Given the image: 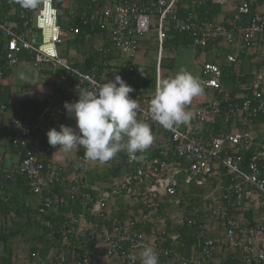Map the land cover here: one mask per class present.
<instances>
[{
	"label": "built area",
	"instance_id": "obj_1",
	"mask_svg": "<svg viewBox=\"0 0 264 264\" xmlns=\"http://www.w3.org/2000/svg\"><path fill=\"white\" fill-rule=\"evenodd\" d=\"M181 1L110 0L89 21H96L109 34L111 47L129 59L138 54L141 40L155 31L157 83L164 79L160 68L163 43L172 31L188 33L194 48L203 49L217 42L237 46V53L227 56L233 64L257 45L264 46V0H183L190 8L207 1L232 8L226 20L200 24L192 22L194 17L190 13L179 18ZM58 3L42 0L39 7L26 9L17 0H0V87L21 65L25 53L33 57L30 66L38 72L47 69L56 74L60 70L62 79L76 94L81 88L101 82L60 54L64 33L59 25ZM202 65L206 75L203 87L216 90L219 95L197 107H189L194 118L188 125L166 130L154 122L149 105L155 92L147 97H132L140 105L139 120L151 126L153 143L146 152L137 154L141 159L120 152L106 162L109 177L100 176L108 184L105 189L87 178L93 161L85 159L82 148L74 160L67 163L57 160V166L46 164L45 159L56 148L39 143L35 136L45 121H54L52 115L58 111L54 89L35 122L29 113L24 117L20 113L12 116L11 144L21 146L23 151L17 160H8L6 178L11 180L20 175L31 180V191L40 201L35 207L36 218L49 229L54 224L45 217L52 211L71 204L78 212L62 233L65 244L76 240L78 247L72 249L73 256L54 249L44 264H141L144 246H152L159 262L164 264H224L222 259L227 257L238 264H264V141L259 142L250 131L251 126L264 125V121L257 122L264 116V67L254 73L248 88L250 95L241 98L239 94L232 97L224 89L220 66L206 60ZM129 70L132 72L134 68ZM54 80L50 75L45 79L51 88ZM6 111L8 107L0 105V116ZM223 113L236 119L240 129L211 134L207 141L195 133L203 125L215 123ZM1 122L2 119L0 126ZM2 164L4 158L0 156ZM208 179L218 181L217 189L205 195L199 207L183 210L179 187L203 181L207 184ZM225 180H228L226 190ZM60 185L65 193L52 192L53 186ZM126 205L130 214L137 212V215L119 219ZM163 205L167 207L164 209ZM161 209L169 218L161 215ZM250 211L254 213L253 220L246 217ZM108 214L116 215L113 223L107 222ZM146 226L151 228L149 234L144 231ZM185 226L205 230L189 256L179 252L187 247L180 234V228ZM80 252L84 256L76 259L74 255Z\"/></svg>",
	"mask_w": 264,
	"mask_h": 264
},
{
	"label": "trees",
	"instance_id": "obj_2",
	"mask_svg": "<svg viewBox=\"0 0 264 264\" xmlns=\"http://www.w3.org/2000/svg\"><path fill=\"white\" fill-rule=\"evenodd\" d=\"M59 1L57 7L59 9V25L64 31L71 30L70 33H74L75 29L79 32L76 34H72L71 37H67L65 42L60 45V54L62 57L67 59L70 63L74 65V67L78 68L84 73H94L97 75L98 79L102 76L104 70L107 68L105 63L111 61L114 56L112 55L113 52H118L114 48L113 50L108 51L102 48V52L100 50H94V48H88V43H91V39L94 40L95 36L100 33L101 28L100 25L95 21L91 22L90 24H84L82 18L84 15L87 17L90 16L94 11H102L103 6L101 2H97V9H93L90 4L91 0H56ZM70 2L72 5L64 6L65 3ZM80 3H79V2ZM110 1V0H107ZM95 4V3H94ZM74 6L82 8V11L77 14V16H70L71 10ZM87 11H83V9L89 8ZM96 7V6H95ZM80 8H77L80 10ZM179 18H185L189 13L193 15V23L200 24L205 21H215V18L222 13L223 9L220 6L213 5L210 1L205 2L204 5L197 7V8H190L189 4L185 3V1H181L179 3ZM255 10V7H253ZM66 16V17H65ZM155 36V46H158L157 39H156V32L153 31L148 36H146L143 40H141V48L144 49L145 56L147 58V64L145 66L138 67L139 71L136 72L129 70V75H125V78L128 79H136L140 81V85L142 90L136 91L137 89L132 87L134 91L130 93V97L136 98L137 96L140 97H147L151 96L152 93L155 92L156 83H157V57H158V50H157V57L148 59L149 50H151L152 44L148 42V37ZM192 40L188 33H181L178 31H172L169 33L167 39L163 43V50H164V57L161 60V71L164 77V71L170 67H174L175 59L170 60L165 57L166 50H172L173 52L180 50L182 48L193 47ZM213 45H220L219 42L217 43H210L206 48L200 49L196 48L198 53L205 55L207 58V62L209 63H217L222 70V83L224 89L230 93L232 97H236V95H242L241 98H246L250 95V91L248 90L250 83L254 77V73L256 70L261 69L264 67V62H259L258 64H253V67L248 66L246 67L245 58L249 57L248 54L245 56H241L239 58V62L237 64L229 63L227 60V54L229 53L227 50H224V53L219 58L213 57ZM74 47L77 50L78 55L81 58H86L84 63L80 62V59H76V61H72L69 54L70 49ZM84 47V48H83ZM82 48V49H80ZM140 48V49H141ZM0 49L2 47L0 46ZM79 51V52H78ZM1 53V52H0ZM101 53V54H100ZM120 56L121 53L118 52ZM212 53V54H211ZM114 54V53H113ZM106 56V57H105ZM117 56V57H118ZM33 57L30 54H23L22 55V62L18 68H24L26 66H30ZM223 59V60H222ZM238 65V66H237ZM31 67V66H30ZM118 69L121 67L117 66ZM142 67V68H140ZM247 68V69H246ZM44 73H49V75L54 80V87L57 88L55 97L59 96V91L61 87L64 85H68L66 80H63L60 70L57 71L56 74H53L49 70H44ZM11 75V74H10ZM10 75L7 77L9 78ZM206 77L204 71L202 73V79ZM101 79V78H100ZM99 79V80H100ZM48 83V81H46ZM50 87V84H47ZM51 88V87H50ZM3 86L0 87V101L3 100L4 105L8 107V111L4 112L0 116V120L2 119L1 125H3L4 118L7 114H12V116H17L19 113L26 115L29 113L31 115V120L34 122L38 119L40 115V110L45 109L46 107V99L44 101H33V99H22L20 101V105L18 107L11 106L10 99L13 95H11L8 91L4 89ZM204 91L202 94H206L207 101L216 98L219 95V92L213 89H208L203 87ZM58 93V94H57ZM76 94V93H75ZM77 95V94H76ZM49 96V95H48ZM47 96V97H48ZM78 96V95H77ZM46 97V98H47ZM195 98V97H194ZM188 107H194L195 104H202V102H198L195 98ZM23 102V103H22ZM206 102V101H205ZM238 101L237 103H240ZM204 103V102H203ZM2 105V104H0ZM138 118V116H137ZM49 120V118H47ZM12 118H10V125L11 127ZM264 121V116H261L258 123ZM47 122V121H45ZM45 125V124H44ZM48 126V124L46 125ZM235 128L240 129L238 126V122L236 119L228 117L226 114L220 118H217L215 123H210L208 125H203L199 130H196V134L199 137H202L207 141L211 134H217L221 131L230 132L233 131ZM5 130V129H4ZM6 132V131H5ZM2 135V134H1ZM7 136V135H6ZM40 136H38L39 138ZM41 138V137H40ZM39 138V139H40ZM37 141L41 144L50 146L48 143V138L44 137V140ZM5 147H3L2 152L0 153L4 158V164L0 165V264H44V262L48 261V255L51 253L52 250L56 249L58 252H64L68 257L71 258L73 256L72 249L78 247L75 238H73L69 244H65L63 240V230L64 226L72 220V217L77 213L74 211V207L69 204L66 207H62L59 210L52 211L48 218L54 224L53 229H49L43 226L40 221L36 218V203H38V197L31 191L32 189V182L25 176H14L13 179L8 180L6 178V170L8 165V155H13V160H17V156L19 153L23 151L21 146H13L11 144L10 136L5 141ZM58 148V146L56 147ZM79 152V150H78ZM53 157V154L49 155V159ZM7 163V164H6ZM9 173V170L7 171ZM97 177L100 179V176L103 177L100 173L96 174ZM109 177V174L108 176ZM104 178V177H103ZM102 179V178H101ZM223 184V189L226 190L228 187V180ZM207 184L205 182L201 183H191L189 185H181L179 187L180 198L182 199V209L192 211L194 208H197L201 205L202 199L205 195L209 192L214 191L217 189L218 181L216 179H208ZM57 186H53L55 189L54 192L56 193H63L61 190H57ZM47 190V189H45ZM124 213L121 212L119 219H128L133 218L137 215L130 214L129 209L124 206ZM167 206L163 205L165 209ZM186 207V209H185ZM161 211V215L164 217H168L165 210ZM242 213V212H238ZM192 215V213H191ZM115 214H108V223H113L115 219ZM246 217L249 220L254 219V213L252 211L246 213ZM171 223H173L171 221ZM205 224V223H204ZM204 229V228H203ZM201 230L198 226H185L180 228V234L183 239L186 240L187 247L185 249H180L184 256H189L191 254L192 247L196 244L198 236L203 235L202 233L205 230ZM144 231L146 233L151 232L150 226L144 227ZM83 242V241H82ZM36 254V255H34ZM84 253L80 252L78 255H74L76 259L78 257L82 258ZM221 259V258H220ZM222 263L224 264H238L232 262L229 257L222 259ZM166 262H159V264H164Z\"/></svg>",
	"mask_w": 264,
	"mask_h": 264
},
{
	"label": "clouds",
	"instance_id": "obj_3",
	"mask_svg": "<svg viewBox=\"0 0 264 264\" xmlns=\"http://www.w3.org/2000/svg\"><path fill=\"white\" fill-rule=\"evenodd\" d=\"M17 2L23 8L35 9L42 0ZM133 91L119 75L114 80L81 88L77 101L64 103L67 115L76 121V128L66 125H60L59 131L51 128L46 133L49 145L53 148L59 146L58 150L65 152L82 148L86 160L99 163L112 160L120 152L141 159L142 156L137 154L146 152L154 137L151 126L137 118L140 105L130 97ZM203 91L199 79L185 69L162 79L150 100L151 119L166 130L188 125L194 118V112L188 106ZM140 261L141 264H159V257L152 246H144Z\"/></svg>",
	"mask_w": 264,
	"mask_h": 264
},
{
	"label": "crops",
	"instance_id": "obj_4",
	"mask_svg": "<svg viewBox=\"0 0 264 264\" xmlns=\"http://www.w3.org/2000/svg\"><path fill=\"white\" fill-rule=\"evenodd\" d=\"M148 1V0H147ZM79 2V1H78ZM97 2L99 3V2H101L102 4V6H104L105 4H106V2H108L107 0H91V4H90V6L93 8V9H97ZM80 3V2H79ZM95 3V4H94ZM67 5H72L69 1L67 2ZM65 6V5H64ZM96 6V7H95ZM91 7H89V8H86V9H83V11H87L88 9H90ZM77 8H80V7H77V6H74V8L71 10V15L70 16H77V14H82V13H80V11H82V8H80V10H78ZM95 12H99V11H94L93 13H95ZM101 12V11H100ZM92 13V14H93ZM91 14V15H92ZM231 14H232V8H224L223 9V11H222V13L221 14H219L216 18H215V21L216 22H222V21H224V20H226L227 18H229L230 16H231ZM91 15L90 16H86V15H84L83 16V18H82V21H83V23H84V21H89L91 18ZM91 22H94V21H89L87 24H90ZM76 30V29H75ZM62 31H63V33H64V39H63V42H62V44L65 42L64 40L69 36V37H71V39H72V34H74V33H70L71 32V30H70V32L69 31H64L63 29H62ZM92 41H91V43H88V48H94V50L96 51V50H100V48H104V50L106 49V50H108V51H111V50H113L112 49V47H111V45H110V40H109V34L107 33V32H104V31H100V33H98L96 36H95V38H94V40L93 39H91ZM158 43V42H157ZM223 45L222 44H220V45H213V50H212V52H213V57H215V58H220V56H218V55H216V52H218V50L222 47ZM155 47H157V50H158V46H155ZM84 48V47H83ZM140 48H141V46H140ZM80 49H82V48H80ZM142 49V48H141ZM140 49V50H141ZM186 49H189L190 51H192L193 52V58L196 56V54L198 53L197 52V50H196V48H194V47H187V48H182V49H180V50H177L176 52H177V55L178 56H180V55H182L183 53H184V51H186ZM256 49H259V50H261V52H262V54H263V59H261L260 61H258L257 62V64L259 63V62H264V46L263 45H258V46H256V48H255V50ZM215 50H216V52H215ZM225 50H227L229 53L226 55V56H228V55H231V54H236L237 53V46H234V47H229V49L228 48H226ZM254 49H253V51L251 50L250 52H248L247 54H248V56L249 57H246L244 60H245V62H246V67L248 68V66H250V67H253V64H256V62L254 63V58L253 57H255L256 55H253L255 52H257V51H255ZM79 52V51H78ZM176 52L174 51H172V50H166V52H165V57L166 58H168V59H170V60H173V59H175V54H176ZM259 52V51H258ZM114 53V54H113ZM112 53V55L114 56V58L111 60V61H108V62H106L105 63V66L107 67L105 70H104V72H103V74H102V76L99 78L100 79V81L101 82H104L105 80L107 81V80H113L114 78H115V76L116 75H119L125 82H126V80H128V78H125V74H123L122 73V71H120L119 73H118V67L117 66H119V63H118V60L120 59V58H122V57H124V56H122V55H120V56H118L119 55V53L118 52H113ZM69 54H70V57L69 58H71V60L72 61H76V59H80V62L81 63H84V61L86 60V58L84 57V58H81L80 57V55H78V53H77V50L74 48V47H72L71 49H70V51H69ZM101 54V53H100ZM212 54V53H211ZM118 56V57H117ZM137 56V55H136ZM135 56V57H136ZM106 57V56H105ZM256 57H258L259 58V56L257 55ZM131 60H134V59H131ZM144 60V59H143ZM146 60V63H140V64H131V66H130V68H134L135 70H136V72H138L139 71V69H138V67H139V65L140 66H145V64H147V58L145 59ZM144 60V61H145ZM205 60H207V58L205 57V55L204 54H202L201 55V61H202V63H201V65L203 64V61H205ZM223 60V59H222ZM200 61V62H201ZM241 62V61H240ZM239 62V63H240ZM214 64H217V63H214ZM218 65V64H217ZM238 66V65H237ZM129 68V69H130ZM140 68H142V67H140ZM173 67H170V68H168V69H166L165 70V76H167V77H171V76H174L175 74H173L172 73V71H173V69H172ZM246 68V69H247ZM21 73H22V70L19 68L18 69V71H17V78L19 79L20 78V76H21ZM46 73V72H45ZM13 74V72L11 73V75ZM47 74V76L45 75V77L44 78H42V82L43 83H46V85L45 86H43V87H41L40 88V90L38 91V93L36 94L37 96H31L29 99H33V101H44L45 99H46V97L48 96V94L50 93V91H51V89H54V92L56 93V91H57V88L56 87H54V88H50L47 84H49V83H47L46 81H45V79H48V77H49V73H46ZM88 74H91V75H94V76H96L97 77V75H95L94 73H88ZM11 75H10V77H11ZM106 77H107V79H106ZM202 77V76H201ZM98 78V77H97ZM8 79V78H7ZM132 79H134V78H132ZM134 88H136V87H134ZM137 90L136 91H141L142 90V87L141 86H139V88H136ZM58 94V93H57ZM153 94V93H152ZM151 94V95H152ZM148 96V95H147ZM196 99H197V101L198 102H205V101H207V96H206V94H201V95H199V96H197V97H195ZM195 98H194V100H195ZM79 99V97L75 94V92H74V90L72 89V88H70L67 84L66 85H64L63 87H61V90L59 91V96L55 99V106L57 107V109H58V111L55 113V115H52L53 117V120L54 121H52V122H50V121H47V122H44L43 123V126H42V130L40 131V133L38 132L37 133V135L35 136V139H38V140H40V141H42V140H44V137L45 138H47V135H46V133L51 129V128H53V127H55L58 131H59V129H60V125H66V126H69V127H71V128H73L74 127V123H75V119L74 118H69V116L67 115V113H66V110L64 109V103L67 101V102H75V101H77ZM21 101V100H20ZM20 101H17V100H15L13 97L10 99V103H11V106H14V107H18L21 103H20ZM209 101V100H208ZM1 102H3V100L2 101H0V104H3V103H1ZM45 102V101H44ZM202 102V103H203ZM23 103V102H22ZM46 105V104H45ZM194 107H196L195 105H193ZM10 118H12V114H7L6 116H5V118H4V122H3V125H1L0 126V153L2 152V150H3V147H5V141L7 140V138L9 137V135H10V132L12 131L10 128H9V125H10ZM138 119H139V117H138ZM45 124V125H44ZM48 124V126H46ZM256 128V130L254 131V136L255 137H257V139H258V141L259 142H263L264 141V135H261V133H262V131H261V128L260 127H255ZM5 129V130H4ZM11 130V131H10ZM6 131V132H5ZM2 134V135H1ZM7 135V136H6ZM38 136H40L39 138H38ZM58 148H59V146H58ZM57 149V148H56ZM55 150V149H54ZM54 150L52 151V153L51 154H53V157H51L50 159H48L49 158V156H48V158H46L45 159V162H46V164H56V161L58 160V161H64V163H67L68 161H71V160H74V158L76 157H74V158H66V157H64V156H62L61 154H59V153H55L54 152ZM77 153H78V151H77ZM77 155V154H76ZM0 156H2L1 154H0ZM8 157V159L10 160L11 158H13V155H8L7 156ZM56 166H57V164H56ZM103 166L104 165H101V164H96V165H94V167H95V169H96V171H97V173H100V171L102 170V168H103ZM90 169V168H89ZM96 173V174H97ZM58 188H57V190H61L63 193H65V191L63 190L64 189V186L63 185H60V186H57ZM55 191V189L54 190H52V192H54ZM40 203V201L38 200V203H36V206L35 207H37L38 206V204ZM51 214V213H50ZM49 216V215H48ZM48 216H46L45 218L46 219H48V220H50L49 218H48ZM218 258H221V254H219L218 255Z\"/></svg>",
	"mask_w": 264,
	"mask_h": 264
},
{
	"label": "rangeland",
	"instance_id": "obj_5",
	"mask_svg": "<svg viewBox=\"0 0 264 264\" xmlns=\"http://www.w3.org/2000/svg\"><path fill=\"white\" fill-rule=\"evenodd\" d=\"M66 6H67V3H65V7ZM62 39H64L63 36H62ZM147 39H148V42L150 44H152V47H153V48H151V50H149V53L147 55L148 59L156 58L157 57V47H155V43H156L155 36H153V34H151V36H149ZM38 42L39 43L41 42L40 35H38ZM226 48L229 49V47L223 45L218 50V52H216V50H215L216 55L221 56L224 53V50ZM255 48H254V50H255ZM255 51H257V52H255L253 55H256V56L258 55L259 58L255 56V57H253L254 58L253 60H254V63L255 62L257 63L258 61L263 59L262 58L263 54H262L261 50H259V49H256ZM143 59L144 60L146 59L144 49L139 50V52H138L137 56L134 58V60H131L125 56L120 58L118 60V63H119V67H121V68L118 69L119 70L118 73L120 71H122L123 74L129 75V68H130L131 64H133V63L134 64L146 63V60L144 61ZM214 60H216L215 57H214ZM200 61H201V53H197L196 56L193 58V52L190 51L189 49H186V51H184V53L180 56H178L177 52H176L175 64H174V67L172 68L173 69L172 73L176 74L181 69H185V70L189 71L190 73H192L202 83V80H201L202 77L201 76L203 73V65H201L202 61L201 62ZM18 69L19 68L14 69L11 77H9L8 79H6L3 82V84H2L3 88L6 91H8L11 95H13L12 97L17 101H20V100L22 101L23 98L29 99L31 96H37L36 94L38 93L40 88L46 85V83L42 82V78H44L45 75L47 76V74L44 72H38L30 66H26L24 68H20L22 70L21 76L23 75L24 78L21 79V76H20V78L18 79L17 78ZM163 78L164 79L169 78V77L165 76V71H164V77ZM106 79H107V77H106ZM126 83L128 85H130L131 87L139 88V86H141L140 81H138L136 79H128V80H126ZM4 89H3V91H4ZM195 106L197 107L198 104H195ZM258 127L261 128V131H262L261 135H264V125H261ZM255 130H256L255 127H253V126L250 127V131L252 133H254ZM57 150H58V148L55 149L54 152L59 153L66 158H74L77 154V151H78V149H73L70 152H65V151H63V149H60L58 151ZM96 164L104 165L105 163H99V162H95V161L90 163V165H89L90 169H89L87 178L89 180H92L93 183L98 188L105 189L108 184L105 180L99 179L97 177V175H96L97 171L94 167V165H96ZM105 167L106 166L104 165L103 169L100 171V174H102L103 177L107 176V169Z\"/></svg>",
	"mask_w": 264,
	"mask_h": 264
}]
</instances>
